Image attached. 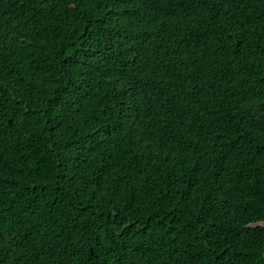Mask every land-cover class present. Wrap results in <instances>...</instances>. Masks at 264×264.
<instances>
[{
  "label": "trees",
  "instance_id": "16d2710c",
  "mask_svg": "<svg viewBox=\"0 0 264 264\" xmlns=\"http://www.w3.org/2000/svg\"><path fill=\"white\" fill-rule=\"evenodd\" d=\"M260 25L264 0H0V264H264Z\"/></svg>",
  "mask_w": 264,
  "mask_h": 264
},
{
  "label": "snow or ice",
  "instance_id": "6c2138e0",
  "mask_svg": "<svg viewBox=\"0 0 264 264\" xmlns=\"http://www.w3.org/2000/svg\"><path fill=\"white\" fill-rule=\"evenodd\" d=\"M190 3H204L205 0H189ZM259 27L264 28V25H260ZM264 34V33H262ZM173 67H175V64H173ZM212 65H209V68L211 69ZM69 75H73L72 70H69ZM226 78L231 80L232 79V73L231 72H227L226 73ZM176 81H179V84L177 85L176 88V92L173 93L172 96H167L164 95L163 93L161 94V96L157 97L155 93H149V99L147 101H145L140 95L137 94V91L135 89L128 91L127 93V101H126V106H125V111L121 114L120 116V120H119V124L121 128H124L125 126V122L126 121H139L141 118V111L143 108L145 107H152V108H162L165 112L168 111V104L171 103V101L173 99H175L178 95H183L185 94L182 89H181V85H183L184 83H186V81L181 80V76L179 74V70H177V74L175 77ZM249 81H245L243 85H240L239 87V91H236V85L233 84V90L236 91V97H238L239 99H243L244 96L247 95V85H248ZM67 87V86H66ZM0 88H2L3 90H7V85L4 83L3 81V73L0 72ZM154 97V99H153ZM73 103L71 97H69V101L68 104L66 105L65 111L64 112H60L57 109V105L56 104H52L49 108V111L51 112H55L58 116H70L71 115V104ZM244 104L240 103L238 105V110L239 109H243ZM5 109L0 106V120H2L3 118V114H4ZM53 120H55V117H53ZM99 135V133H98ZM110 135V133H109ZM0 139H2V136H0ZM91 139H95V137L91 138ZM88 141H84L83 144L81 145V154H83L84 152H88L91 151V149H89L88 147ZM113 147H115V145H113ZM53 151H55V149H52ZM87 161V157H85V162ZM64 165L68 166L69 170L71 169V165H72V157L71 154L69 153L68 150L64 151V160H63ZM0 179H2V174H0ZM200 182V181H198ZM3 228L2 226H0V231H2ZM182 247V245H181ZM133 260L138 259V257H136L135 255H133L132 257ZM229 264H231V261L229 260Z\"/></svg>",
  "mask_w": 264,
  "mask_h": 264
}]
</instances>
